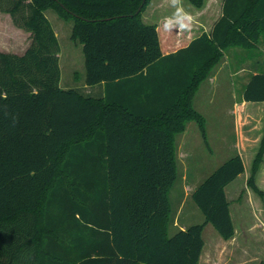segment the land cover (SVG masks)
Instances as JSON below:
<instances>
[{"label": "trees", "instance_id": "obj_1", "mask_svg": "<svg viewBox=\"0 0 264 264\" xmlns=\"http://www.w3.org/2000/svg\"><path fill=\"white\" fill-rule=\"evenodd\" d=\"M149 1L0 0L31 37L22 55L0 52V264H198L206 225L233 237L225 187L244 172L238 155L193 191L204 221L169 235L175 138L193 121L206 139L194 92L228 47L264 34V0H223L210 32L181 42L176 25L142 22ZM47 11L72 23L84 83L103 96L60 87ZM242 99L264 104V72ZM263 156L264 138L248 183L264 211Z\"/></svg>", "mask_w": 264, "mask_h": 264}, {"label": "rangeland", "instance_id": "obj_2", "mask_svg": "<svg viewBox=\"0 0 264 264\" xmlns=\"http://www.w3.org/2000/svg\"><path fill=\"white\" fill-rule=\"evenodd\" d=\"M220 1L203 0V5L200 8L191 0H182L185 12L192 19L193 27L189 31L192 36H196L203 29L195 21L200 22L208 30L217 16ZM206 6H208L210 16H203L200 13ZM174 11L169 0H150L141 15V20L145 24L157 25L160 28L163 26L165 17L184 18L182 14L172 16ZM45 15L59 43L60 87L99 90V87L93 89L84 83L85 69L82 46L71 40L72 23L59 19L52 11H47ZM10 26H14L10 16L0 12V45L5 46L7 50L14 48L16 51L13 52L20 54L30 44V34L17 27L12 29ZM178 33L181 34L180 40L183 39L182 36L186 37L182 31ZM263 71L264 34H260L250 48L233 45L228 47L222 60L213 66L206 78L199 83L193 95L192 105L195 112L204 119L206 139L203 138L197 123L193 121H189L185 125L184 132L175 138L177 179L169 192L171 207L169 235L178 231L174 224L176 226H191L204 221L203 215L192 200V193L218 167L237 155L235 123L232 113L235 108L233 105L241 100L249 78L254 73ZM83 92L85 93V90ZM90 96L95 95L91 94ZM260 206L261 218L264 219L262 202ZM259 233H261L260 230H257L256 235H260ZM202 238L206 246L204 258H208L210 247L224 242L210 224L205 226Z\"/></svg>", "mask_w": 264, "mask_h": 264}, {"label": "crops", "instance_id": "obj_3", "mask_svg": "<svg viewBox=\"0 0 264 264\" xmlns=\"http://www.w3.org/2000/svg\"><path fill=\"white\" fill-rule=\"evenodd\" d=\"M222 1H220L217 16L208 30L198 21L195 22L203 29L196 36H192V33L189 32L193 27L192 25L189 28L190 30H179L186 35L185 38L188 41L198 37L203 32H210L212 26L221 15ZM200 13L203 16L211 15L208 12V6L206 8L204 7ZM188 22L184 18L171 19L170 21L171 24L174 23L178 28H181ZM13 27L15 26L11 28L14 29ZM179 42H181L180 39ZM13 51H16V49L12 48L7 50L5 46L0 45V52L16 54ZM24 52L25 50L16 55H22ZM96 87H99V90L90 91L88 88L82 90H85V94L87 95L94 94L98 97L103 96L104 86L97 85L91 88L95 89ZM233 106L235 108L232 110L234 116L233 121L235 123V149L236 154L240 156L244 166V172L225 187V195L229 202L234 235L231 239L224 240V242H220L215 247H210L208 258H204L206 250L204 243L198 264H264V219L261 218L262 211L260 209V203L262 202L263 204V200L248 187L249 179L252 176L254 161L261 149L264 138V104L245 102L241 97V100ZM255 184L264 192V156L255 175ZM174 227L177 230H183L188 225L176 226L174 224ZM257 230L261 232L258 236L256 235Z\"/></svg>", "mask_w": 264, "mask_h": 264}, {"label": "clouds", "instance_id": "obj_4", "mask_svg": "<svg viewBox=\"0 0 264 264\" xmlns=\"http://www.w3.org/2000/svg\"><path fill=\"white\" fill-rule=\"evenodd\" d=\"M169 2H170V6L175 9V11L172 13V16H176L177 14H182L185 19L189 20V22L187 24L183 25L181 28H178L176 30H178V31L179 30H188L191 27L192 19H191L190 15L187 12H185V10L182 6V0H169ZM171 18L172 17L168 16V17H165L163 20V27L167 31L173 30L172 25L170 23Z\"/></svg>", "mask_w": 264, "mask_h": 264}]
</instances>
